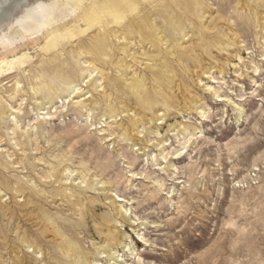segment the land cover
Listing matches in <instances>:
<instances>
[{
  "label": "rangeland",
  "instance_id": "rangeland-1",
  "mask_svg": "<svg viewBox=\"0 0 264 264\" xmlns=\"http://www.w3.org/2000/svg\"><path fill=\"white\" fill-rule=\"evenodd\" d=\"M102 1L0 49V264H264V0L149 20L175 34L177 57L163 34L136 37L126 77L122 39L89 46L99 27L57 39L64 65H40L50 34L85 29L82 10ZM165 58L173 81L152 79ZM142 75L171 111L136 110L113 88Z\"/></svg>",
  "mask_w": 264,
  "mask_h": 264
},
{
  "label": "bare ground",
  "instance_id": "bare-ground-1",
  "mask_svg": "<svg viewBox=\"0 0 264 264\" xmlns=\"http://www.w3.org/2000/svg\"><path fill=\"white\" fill-rule=\"evenodd\" d=\"M81 1L82 0H0V49L8 48L18 39L35 36L41 32L44 27L50 26L51 23L67 20L70 16L76 13L77 9L81 8ZM149 1L150 0H103L102 4L95 3L93 6L83 9L81 16L85 29L77 25L72 29H66L63 33H57L59 30L52 32L45 50L47 53H52L53 55L51 54L52 57L42 61L40 65H62L63 54L57 49V39L62 38L63 41H69V39L77 41L80 36L86 35L96 27L100 28V36L95 40L94 44L89 46L100 45V47H103V50H106L111 38H115L117 41H120L121 39L124 41L120 50L124 55V58H122L121 61L123 65L122 72L125 77L133 67L126 59L131 57L132 60H136L134 55L129 54L132 50L129 48V45L133 44V39L136 37L163 34L161 36V41L166 42V57H177L175 49L171 43V38L174 37L175 34H167L168 30L166 28H157L154 30L148 27V21L151 19L157 21L158 17L164 15L165 12L170 9H173L182 15L192 13L197 0H153V3L148 5ZM154 16L155 18H153ZM171 21H173V17H171ZM110 25H113L115 29H110ZM186 36L187 34L183 32L181 37H176L180 46L183 45ZM82 46L80 45L79 47L83 48ZM194 52H196V50H194ZM71 54L75 57L82 56L84 50L77 52L75 49L71 51ZM152 60L153 58L149 56L148 61ZM26 62L27 61L22 59L18 61L19 65H24ZM170 63L171 60L169 62L167 61V58H165L164 62L161 64L153 63L152 65L154 67L156 66V70H151L152 79H164L168 82L173 81L172 76L175 75V72L169 67L171 66ZM135 76L130 79L131 83L127 84L125 88H113L116 92H123L122 94L131 97L132 100H130V105H134L136 110L137 108H143L144 112L157 113L160 110L169 112L172 103L171 99L165 95L164 92L163 94L162 92L148 91L144 75L138 77ZM38 92L39 91H37V93ZM166 115L167 113L160 114L162 117H165ZM2 184L7 189H12V185L9 181L2 182ZM82 217L83 220H86L85 213H82ZM123 218L125 219L124 216ZM110 230H112L113 233L111 239L112 242H120V237L123 236L121 231L113 230L112 227ZM46 232L41 233V236H45ZM53 242H55L56 247L66 245L63 240L58 239L55 236H53ZM23 243L27 244L28 241L26 242L24 240ZM29 246L30 243L27 244V247ZM70 254L75 260L84 259V255L80 249L71 248ZM101 254H105V252ZM104 257H111V255L108 254ZM86 260L89 261L90 264H96L91 258H86ZM20 261L19 264H26L23 257Z\"/></svg>",
  "mask_w": 264,
  "mask_h": 264
}]
</instances>
